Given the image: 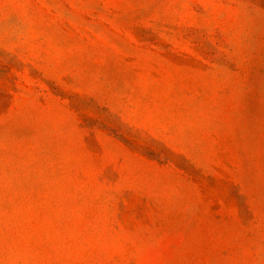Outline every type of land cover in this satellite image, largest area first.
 I'll return each mask as SVG.
<instances>
[{
	"label": "rangeland",
	"instance_id": "rangeland-1",
	"mask_svg": "<svg viewBox=\"0 0 264 264\" xmlns=\"http://www.w3.org/2000/svg\"><path fill=\"white\" fill-rule=\"evenodd\" d=\"M0 264H264V0H0Z\"/></svg>",
	"mask_w": 264,
	"mask_h": 264
}]
</instances>
